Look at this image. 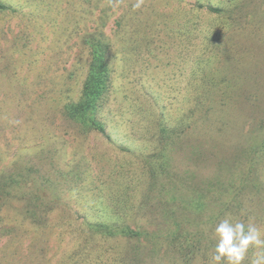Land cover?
<instances>
[{"label": "rangeland", "instance_id": "374dc122", "mask_svg": "<svg viewBox=\"0 0 264 264\" xmlns=\"http://www.w3.org/2000/svg\"><path fill=\"white\" fill-rule=\"evenodd\" d=\"M2 1L12 9L0 12V176L13 172L16 160L21 163L27 160L24 164L33 166V175L45 173L44 169L50 168L42 166V161H49L52 154L55 162L62 158L59 161L62 167L80 165L88 170L83 177L63 181L57 192L52 188H43L44 199L54 201L50 213V229L54 233L49 248L39 241L31 243L25 238L26 234L21 233L19 225L12 219L18 206L15 202L3 204L1 210L6 219L0 226V264H211L210 256L215 245L213 233L218 220L231 216L264 228V148L262 152L256 151L259 145L264 146V0H162L171 7L180 6L183 13L199 3L220 5L224 1L234 8L231 13L233 18L222 19L206 8L197 9L201 22L187 56L179 57L177 44L170 46V42L166 45L164 41L156 40L158 45L164 46L158 50L163 61L169 62V65L163 68L165 72L160 73L161 81L155 83L146 79L144 84L159 97L163 109H159L154 102V107L133 117L134 124L146 126L141 132L134 131L133 136L138 138L134 141L136 145L144 144L143 134L154 129V122L160 114L172 125L176 124L178 118L189 110L187 101L193 103L194 99L203 98L202 90L190 84V66H194L198 58L210 61L207 84L214 79L213 84H218L219 89L226 88L228 82L235 87L232 77L221 72L225 63L221 59L226 53L227 56L230 54L231 61L236 60L234 72L242 77L237 80L232 94L234 99L226 101L223 111L215 112V115L223 114L230 123L217 127L222 136L211 132L206 143L197 135L190 136L194 123L206 117V108L197 107L199 109H195L192 118L187 119L188 125H184L170 140L168 151L171 155H168L166 172L151 179L154 188L147 196L152 206L141 212L138 209L149 187L142 156L124 155L123 152L119 155L120 147L95 134L82 137L81 134H72V130L65 131L70 142L67 148H63V144L57 145L50 137V131L42 137L47 132L45 125L41 129L42 119L50 110H42L41 94L49 89L47 95L51 98L53 88L58 87L62 90L59 95L66 98L67 87L72 84L67 77L71 69L77 68L78 82L86 70L84 64L89 56L87 49L82 52L78 36H81L83 28L74 23L79 30L72 32L74 25L69 28L72 18L66 13L73 9L78 10L80 15V8H75L76 1L86 0ZM114 10L115 13L110 12L108 27L105 28L108 33L114 30V18L121 15L122 8L115 5ZM204 20H211L212 23ZM239 22L241 25L236 24ZM185 26L187 24L183 23L181 28L189 29ZM212 32L215 36L209 41L207 34ZM203 37L207 38V42ZM129 42L133 43L132 40ZM203 70L199 67L193 78L199 79ZM138 71L136 66L134 75ZM168 73H171L170 76ZM50 76H55L52 84ZM28 87L31 89L28 90ZM184 92L189 95L187 100ZM144 97L147 98L146 95ZM149 98L152 99L153 95L150 94ZM240 112L241 130H238L234 124L231 125V121H238ZM47 124L50 128V123ZM204 127L209 130V123ZM38 132L42 133L40 137ZM128 139L126 136L123 141ZM42 141L51 142L52 147L45 146L52 152L45 155L39 153L38 142ZM200 142L212 153L196 154L192 146ZM216 143L221 148L216 147ZM182 145L186 153L181 155ZM41 146L42 150L45 149ZM233 147L239 150H232ZM95 150L103 155L93 157L90 153ZM231 150L235 157L229 155ZM64 152L71 153L64 155ZM73 152L75 155H72ZM244 152L245 160L242 159ZM191 158L196 159L197 166L192 165L190 171L185 172V162ZM233 162L235 165H232ZM246 162L252 164L250 176L254 177L257 188L250 189L248 186L239 197L227 194L224 200L229 198L233 207L227 214L218 213L222 206L217 205L215 200L220 196V190L215 185H206L202 175L208 172V177L210 174L215 177L222 173L225 182L228 179L237 180L240 166ZM229 165L233 168L228 169ZM192 188H198L205 194L206 205L201 209L205 214L189 207L197 205L200 202L198 199L185 205L183 197L190 194ZM239 201L242 204L237 209L235 206ZM162 203L167 207L162 208ZM187 218L192 221L183 223ZM92 222L112 226L124 224L139 230L140 234H105L91 227ZM7 228L16 229L17 237L25 238L24 242L20 240L21 243L12 244L9 240L14 235L7 233ZM10 247L17 250L16 255L12 256ZM253 251L249 250L243 264H250Z\"/></svg>", "mask_w": 264, "mask_h": 264}, {"label": "trees", "instance_id": "16d2710c", "mask_svg": "<svg viewBox=\"0 0 264 264\" xmlns=\"http://www.w3.org/2000/svg\"><path fill=\"white\" fill-rule=\"evenodd\" d=\"M88 1L89 0L84 2L76 1L75 8H80V15L78 10L73 11V9H69L66 11L69 17L72 18L69 23V28L74 25L72 32L79 30L77 25L83 28V30L81 29V36L79 34L78 36L81 40L82 52L84 49H87L89 56L88 61L84 64L86 67L82 78V80H84L83 82H81L82 80L78 82L77 73L75 72L77 68H74V70L71 69L69 76L67 75L69 82L72 84L70 88L67 87L66 98L59 95L62 90L58 87L53 88L52 93L53 95L56 94V96L54 95V97H52L53 95H50L51 98H48L47 95L49 89L46 92L43 90L44 94H41L43 95L42 110H50V113L43 116V126L41 129L45 125L47 132H45L42 137H45L48 131H50L49 135L56 144H63V148H67L70 142L66 138L65 131L72 130V134H81L82 137L95 134L103 136L108 141L107 143L120 147L121 151L119 155L123 152L125 153L124 155H130L131 153L133 156H142V163L147 171L149 187L146 192L147 194L144 193L146 194V197L145 195L143 196L144 202L138 210L139 212L143 209L149 210L152 206V201H148L149 198L147 195L151 189L154 188L151 179L166 172L169 160L168 155H171L168 151V148H170V140L182 130L184 125H188L187 119L192 118L191 115L196 111L195 109H199L197 107H200V109L203 107L206 108V114L204 115L206 117L194 123L192 131H189L190 136L197 135L202 140H205V143L209 141V133L211 132H214L215 135L217 133L222 136L217 127L230 123H227V119L223 114L215 115V112L223 111L226 101L229 102L234 99L232 94L236 89L237 80L242 77L237 76L234 72L236 69L234 65L237 64L236 60L234 59L231 61L232 58L230 54L227 56L226 53L225 58L221 59L222 62L225 61L221 67V72L232 77L231 79L234 81L235 87L229 85L228 82L226 88L219 89L217 88L218 84H213L215 81L214 79L211 80V83L207 84V79L209 78L206 75L208 63L210 61L198 58L195 65L190 66V84H195L202 90L203 98H196L193 103L187 101L189 103V110L178 118L176 124L172 125L170 121L165 120L163 114H160L157 121L154 122V129L152 130L151 128L153 133L148 130L143 134L144 144L141 146L140 144L136 145L134 141L138 138L133 136L134 131L140 130L141 132L146 126L143 124H134L135 120H133V117L136 118V114L142 113L152 106L154 107V102L158 105L159 109H163L159 97L152 88L149 89L144 84L146 79L155 83L161 81L160 73L165 72L163 68L169 65V62L163 61L164 58L160 56L158 50V48H163L164 46L158 45L156 40L164 41L166 45H169L170 42V46H175L177 44L180 49L179 57L184 54L187 56L192 41L195 38V32L199 28V22H201L198 17L197 9L206 8L209 12L217 14L222 19H232L231 13L234 12V8L224 1H222L220 5L199 3L197 6H193L187 13H183L180 6L171 7V5L168 6V3H163L162 0H144L142 7L139 9L133 8V4L136 0ZM115 5L120 6L122 11L119 17L114 18L116 22L114 30L112 33H108L105 31V28L108 27L107 24L110 12L115 13ZM236 6L237 4L234 7ZM10 9H12L10 5L0 0V12H5ZM204 22L209 24L212 23L211 20H204ZM183 23L187 24L184 28L189 29H182L181 26ZM236 24L239 25L240 22ZM212 31L214 32V30ZM213 32L209 33V35L207 34L209 41L215 36ZM161 34L166 35V37L164 38V35ZM203 38L207 42V38ZM128 39L129 41L132 40L133 43H130ZM136 66L139 71L137 75H134ZM199 67L204 68V70L199 79L196 80L193 78V73ZM233 67L235 69H233ZM50 78L52 79L51 84L54 83L55 76H50ZM42 79H45V77ZM80 82L81 84H79ZM29 89L31 88L28 87V90ZM150 94L153 95L152 99L149 98ZM145 95L147 98L144 97ZM184 95L186 96L185 100H187L189 95L186 92H184ZM146 106L148 107L145 108ZM241 116L242 112L238 114V121L236 119H232L233 122L231 121V125L234 124L238 130H241V127H239ZM47 123H50L51 129L48 128L49 126ZM207 123L210 125L209 130L204 127V124L207 125ZM66 128L70 129L64 130ZM41 135L42 133L38 132V137ZM126 136L129 138L127 142L123 141L126 139ZM54 141L53 146L55 145ZM41 145H43L45 149L42 150L41 148L43 147ZM45 145L52 147L51 142H38L39 153L41 155L52 152L46 150ZM192 147L196 150L194 151L196 154L200 152L212 153L201 142L199 145L195 144ZM216 147L221 148L217 143ZM149 148L151 149L148 152L142 151V149L146 150ZM234 148H236L237 151L239 150L237 147H233L232 150ZM263 148L264 146L261 147L259 145L256 151L262 152ZM232 150L229 152V155L235 157ZM180 152H182L181 155L186 153L183 145ZM70 153L64 152L63 154L66 155ZM90 154L93 157H101L103 155L102 152L96 150ZM72 155H75V152H73ZM242 155H244L242 159L245 160V152L244 154L242 153ZM54 157V154H52L49 161H42V166L50 168H45V173L33 175V166H27L29 163L24 164L27 160L23 163L16 160L19 165L14 162L15 170L9 174L1 173L2 175L0 176V200L2 202L0 206V226L6 219L5 214L2 213L1 207L4 206L3 204L15 202L18 206L14 212L15 216H13L12 219L19 225L18 227L21 233H25V238H28L31 243L39 241L42 242L46 248L50 247L49 243H51L53 239L51 235L54 232L50 229L52 228L50 227V218L52 217L50 213L52 209L51 204H53L54 201L51 200V198L47 200L44 199L45 196L42 194L44 192L43 188H48V190L52 188L54 192H57V190L61 188L59 185L62 184L63 181L76 180L81 176L83 177L84 173L88 170L87 167L82 168L80 165H75L73 167L65 165L62 167L59 163L62 158H59L58 162H55ZM195 163L196 159L194 160L191 158L187 160L185 162L184 171L189 172L192 165L197 166ZM232 165H235V163L233 162ZM227 167L228 169L233 168L230 165ZM251 170L252 164L249 165L247 162L243 163L237 173L239 174L238 179H228L226 182L221 172V174L215 175L218 180L213 177L212 174L208 177V172L202 175V181L206 182V185L209 187L215 185L214 187L220 190V196L216 197L215 200L217 205L222 206L218 213L224 212L227 214V211H229V209L231 210L233 207L230 204L229 198L224 200V196H228L227 194L233 193L239 197L245 192L248 186L250 189L253 187L257 188L254 177L250 176ZM150 199L152 200V197ZM183 199L185 205L186 202L187 204L192 203L194 199L200 200L197 205L192 204V206L189 207H191V210H193L192 208H197L202 214H205L201 209L206 205L204 201L206 197L201 190L192 188L190 194H186ZM153 201H155V197ZM241 204L242 203L239 201L236 203L235 207L238 209ZM165 207H167V205H163L162 203V208ZM168 209L170 210L172 208L168 207ZM194 219H196V217H194ZM185 220L186 221L183 223L192 221L188 218ZM217 222H219V220ZM90 226L97 231H102L105 234L111 235L124 233L126 235L138 236L140 234L139 230L132 229L130 226L124 224H115L112 226L106 223L92 222ZM15 230L16 229L13 228H7L6 231L14 235V237L9 240L12 244L16 242L21 243L19 241L23 240V238L17 237ZM174 236L177 235L174 234ZM10 249L12 256L16 255L15 252H17V250L11 247ZM185 256L188 257V254L185 253ZM223 262L227 263L226 260Z\"/></svg>", "mask_w": 264, "mask_h": 264}, {"label": "clouds", "instance_id": "9594fccd", "mask_svg": "<svg viewBox=\"0 0 264 264\" xmlns=\"http://www.w3.org/2000/svg\"><path fill=\"white\" fill-rule=\"evenodd\" d=\"M143 2L136 0L133 8H141ZM213 236L211 264H222L225 260L227 264H243L250 249H254L250 264H264V228L225 216L215 224Z\"/></svg>", "mask_w": 264, "mask_h": 264}]
</instances>
